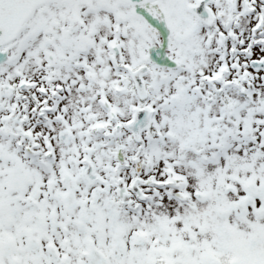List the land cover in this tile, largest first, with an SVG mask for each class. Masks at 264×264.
Here are the masks:
<instances>
[{"label": "snow or ice", "instance_id": "6c2138e0", "mask_svg": "<svg viewBox=\"0 0 264 264\" xmlns=\"http://www.w3.org/2000/svg\"><path fill=\"white\" fill-rule=\"evenodd\" d=\"M0 264H264V0H0Z\"/></svg>", "mask_w": 264, "mask_h": 264}]
</instances>
